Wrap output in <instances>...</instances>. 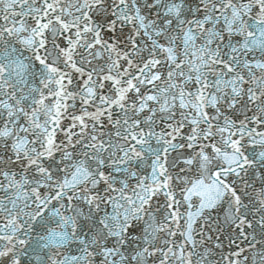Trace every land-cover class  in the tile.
Segmentation results:
<instances>
[{"label":"snow or ice","instance_id":"6c2138e0","mask_svg":"<svg viewBox=\"0 0 264 264\" xmlns=\"http://www.w3.org/2000/svg\"><path fill=\"white\" fill-rule=\"evenodd\" d=\"M0 264H264V0H0Z\"/></svg>","mask_w":264,"mask_h":264}]
</instances>
